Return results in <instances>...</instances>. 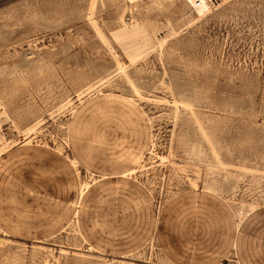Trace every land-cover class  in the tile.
<instances>
[{
    "label": "rangeland",
    "instance_id": "rangeland-1",
    "mask_svg": "<svg viewBox=\"0 0 264 264\" xmlns=\"http://www.w3.org/2000/svg\"><path fill=\"white\" fill-rule=\"evenodd\" d=\"M2 107L0 264H264V0H0Z\"/></svg>",
    "mask_w": 264,
    "mask_h": 264
},
{
    "label": "bare ground",
    "instance_id": "bare-ground-1",
    "mask_svg": "<svg viewBox=\"0 0 264 264\" xmlns=\"http://www.w3.org/2000/svg\"><path fill=\"white\" fill-rule=\"evenodd\" d=\"M138 1H140V0H128V2H130V3H136V2H138ZM0 119L3 121V120H5V123L7 122H10V119H9V116H8V114H7V112H6V110H5V108L4 107H2L1 109H0ZM73 161V160H72ZM74 164V163H73ZM76 164V163H75ZM136 169V168H135ZM138 170V169H137ZM135 170L134 169H132V170H130V172L132 173V172H134ZM87 185H88V183H87ZM89 186V185H88ZM87 187V186H86ZM120 263H122V264H126L124 261H120ZM130 264V263H129ZM132 264V263H131ZM134 264V263H133Z\"/></svg>",
    "mask_w": 264,
    "mask_h": 264
},
{
    "label": "built area",
    "instance_id": "built-area-1",
    "mask_svg": "<svg viewBox=\"0 0 264 264\" xmlns=\"http://www.w3.org/2000/svg\"><path fill=\"white\" fill-rule=\"evenodd\" d=\"M199 4V3H198Z\"/></svg>",
    "mask_w": 264,
    "mask_h": 264
}]
</instances>
